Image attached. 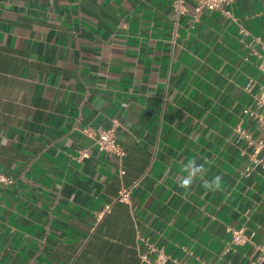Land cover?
<instances>
[{"label": "crops", "instance_id": "0c3cea01", "mask_svg": "<svg viewBox=\"0 0 264 264\" xmlns=\"http://www.w3.org/2000/svg\"><path fill=\"white\" fill-rule=\"evenodd\" d=\"M174 4L0 0V264H145L140 235L188 264L262 261L264 167L244 173L235 129L262 134L242 116L264 72L241 29L264 40V0L234 18ZM114 126L122 159L82 131ZM189 160L204 171L184 189Z\"/></svg>", "mask_w": 264, "mask_h": 264}, {"label": "built area", "instance_id": "2783aa9c", "mask_svg": "<svg viewBox=\"0 0 264 264\" xmlns=\"http://www.w3.org/2000/svg\"><path fill=\"white\" fill-rule=\"evenodd\" d=\"M188 0H175L176 9L182 13L186 10V3ZM194 1V13L198 17L205 9L218 10L224 15L234 18L231 12L230 6L234 0H193ZM242 34L245 37H249V44L254 45L253 53L258 58V68L264 72V40L252 35L245 29H241ZM244 89L251 94L253 101L252 104L244 107L242 113L243 118L251 119L256 123V130L262 132L260 136H254L253 132L244 128L243 126L236 127V131L239 136L244 139L248 146L253 148L252 153L249 155V163L244 169V173L249 174L255 167H264V84H259L252 78H249L244 84ZM117 121V120H115ZM117 124V123H116ZM115 124V126H116ZM111 128H99L91 129L89 127H83L82 131L88 133L95 138L98 147L110 154H114L122 159L126 155V150L120 144L116 134V127ZM87 152L83 151L81 156H86ZM123 174L125 171L121 169ZM13 177L0 171V185H9L13 182ZM137 184V183H135ZM132 187H122L119 191L116 201L128 202L130 199V192ZM110 204H107L104 208V212L109 211ZM231 241L233 245L244 244L251 241L252 234H247L244 228H232ZM140 244L138 245V251L140 260L145 264H168L172 261L173 264H188L184 261L171 258L162 248L158 247L149 237L139 236ZM144 247V248H142ZM264 248V246H263ZM264 258V257H263Z\"/></svg>", "mask_w": 264, "mask_h": 264}, {"label": "clouds", "instance_id": "9594fccd", "mask_svg": "<svg viewBox=\"0 0 264 264\" xmlns=\"http://www.w3.org/2000/svg\"><path fill=\"white\" fill-rule=\"evenodd\" d=\"M204 171L203 165H197L195 160H189L183 167V172L187 173L179 180V186L184 189L190 188L194 179ZM221 176H216L212 181H203V187L208 190H218L221 187Z\"/></svg>", "mask_w": 264, "mask_h": 264}, {"label": "water", "instance_id": "95a60500", "mask_svg": "<svg viewBox=\"0 0 264 264\" xmlns=\"http://www.w3.org/2000/svg\"><path fill=\"white\" fill-rule=\"evenodd\" d=\"M259 264H264V258L262 259V261Z\"/></svg>", "mask_w": 264, "mask_h": 264}]
</instances>
